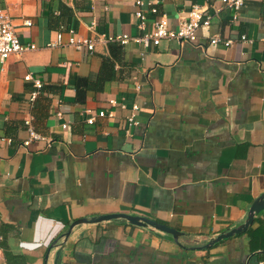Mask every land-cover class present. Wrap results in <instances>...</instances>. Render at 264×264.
<instances>
[{
  "label": "crops",
  "instance_id": "crops-1",
  "mask_svg": "<svg viewBox=\"0 0 264 264\" xmlns=\"http://www.w3.org/2000/svg\"><path fill=\"white\" fill-rule=\"evenodd\" d=\"M136 1L0 0L37 46L0 61V264H264V210L203 247L264 192V0H247L237 21L221 0ZM195 3L214 13L195 40H136L139 9L148 30L162 15L177 29ZM70 31L94 49L68 44ZM103 71V88L78 102V77ZM27 74L43 82L33 101ZM32 118L47 139L25 146ZM119 212L183 234L107 220L67 236L78 218Z\"/></svg>",
  "mask_w": 264,
  "mask_h": 264
},
{
  "label": "built area",
  "instance_id": "built-area-1",
  "mask_svg": "<svg viewBox=\"0 0 264 264\" xmlns=\"http://www.w3.org/2000/svg\"><path fill=\"white\" fill-rule=\"evenodd\" d=\"M224 6L229 7L233 10V21H237L239 17V13L241 9L245 6L247 0H221ZM137 4L143 5L145 2L143 0H137ZM217 9L216 11H218ZM151 11L153 13L157 12V8L152 7ZM136 16L138 18V25L142 30H144L143 34L140 37H137L136 40L141 42L143 45L147 46L152 43L157 45L164 38L169 39H178L181 41H191L195 40L197 37V32L200 28L208 26L212 22V18L214 16L213 11L206 10L200 4H193L191 10L188 12L187 18L180 21L177 29H171L169 27V20L166 15H162L156 18L153 23V28L148 30L146 28V13L142 9H139L136 12ZM25 24L31 25V20H25ZM243 40H246V35H242ZM115 38L110 37L109 40H114ZM122 43H127L129 41V36L121 35L118 38ZM219 41L218 37H213L211 42L216 43ZM63 43V32H59L58 38L55 42L49 43L50 46H61ZM234 43V40L228 39L224 41V44L229 46ZM68 44L74 46L77 49H88L92 51L95 47V44L90 39L82 38L80 36H76L73 31L69 32L68 36ZM37 46L34 43H25L21 41L20 37L17 34L16 24L8 11L7 8H0V61L2 63L6 62L13 55H22L26 51L36 49ZM27 80H34L35 90L31 92L30 100L33 101L37 97L40 92V88L43 85V82L40 79H34L32 74H27L25 76ZM137 88H140V84H137ZM111 103H117L114 99L111 100ZM133 114L129 117L130 125L137 124V120L135 118V112L139 109L138 104L133 105ZM99 116H105L106 112L100 111ZM110 116L112 114H109ZM96 120V115H93L88 118L89 123H94ZM28 132L29 138L24 140L23 144L25 146L30 145L33 141L36 140H46V136L39 133L34 125L33 118L27 119L25 122ZM66 127V124L64 125Z\"/></svg>",
  "mask_w": 264,
  "mask_h": 264
},
{
  "label": "water",
  "instance_id": "water-1",
  "mask_svg": "<svg viewBox=\"0 0 264 264\" xmlns=\"http://www.w3.org/2000/svg\"><path fill=\"white\" fill-rule=\"evenodd\" d=\"M262 210H264V192L261 195H259L252 203L248 213V217L243 224H240L239 226H236L232 229L227 230L226 232L217 235L215 238H212L203 247L209 248L214 244L220 242L221 240H224L236 234H240L247 231L249 226L253 223L255 215L260 213ZM107 220H122L134 225L144 226V227L152 226L157 230L171 234L176 240V242H178L179 237L183 234V232H181L180 230L172 226H169L168 224L159 222L158 220L150 218L148 216L119 212V213L101 214L98 216H93L91 218L88 217L78 218L71 223L70 229L67 232V236L70 235V232L73 227L80 225L82 223H99Z\"/></svg>",
  "mask_w": 264,
  "mask_h": 264
},
{
  "label": "trees",
  "instance_id": "trees-1",
  "mask_svg": "<svg viewBox=\"0 0 264 264\" xmlns=\"http://www.w3.org/2000/svg\"><path fill=\"white\" fill-rule=\"evenodd\" d=\"M111 65H113V64H112L110 58L106 59L105 66L108 67L109 69H111L110 68ZM108 78H110L109 74L107 75V73H104V71L100 74V77L97 80H91L87 77H78L77 83L75 85L76 86V99H77V101L80 103H85L84 100L86 98V91L88 89H93V88L94 89H102L104 83L106 82V80ZM39 90H40L39 94L41 92H43V90H44L43 85ZM38 95H37V97H38ZM33 125H34L35 129L38 131V126H37L35 118H33Z\"/></svg>",
  "mask_w": 264,
  "mask_h": 264
}]
</instances>
